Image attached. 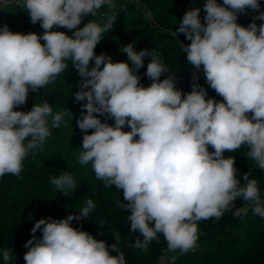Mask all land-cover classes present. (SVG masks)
Instances as JSON below:
<instances>
[{"label": "clouds", "instance_id": "9594fccd", "mask_svg": "<svg viewBox=\"0 0 264 264\" xmlns=\"http://www.w3.org/2000/svg\"><path fill=\"white\" fill-rule=\"evenodd\" d=\"M20 3L30 23L39 22L44 32L40 36L10 31L7 24L0 27V178L19 176L29 153L42 147L70 114L53 112L47 101L27 112L14 109L26 104L30 91L55 81L71 61L80 77L74 100L85 102L77 119L83 133L78 160L91 163L106 186L122 191L130 230L140 234L131 247L147 251L162 234L170 251L185 254L197 247L201 221L218 222L228 212L238 218L249 210L264 218L258 180L247 172L242 182L235 158L224 155L246 147L245 156L264 172V23H256L264 21V11L259 0H206L203 23L199 7L184 13L173 36L182 33L190 41L181 42L195 69L186 94L175 87V73L154 50L125 45L122 51L131 67L113 62L106 53L96 55L116 14L78 26L112 0ZM249 11L259 14L247 26L238 23V15ZM54 26L74 31L69 36L52 31ZM145 57H150L144 73L152 81L148 87L139 75ZM201 72L222 101L206 98V88L195 82ZM166 73L171 74L161 80ZM125 126L130 130L124 131ZM49 182L65 196L76 188L67 172ZM238 200L242 207L236 206ZM94 209L88 199L79 213L37 220L24 244L25 264H127L118 242L109 245L82 226L73 227V221L88 219ZM0 255L5 264L13 258L7 248Z\"/></svg>", "mask_w": 264, "mask_h": 264}, {"label": "trees", "instance_id": "16d2710c", "mask_svg": "<svg viewBox=\"0 0 264 264\" xmlns=\"http://www.w3.org/2000/svg\"><path fill=\"white\" fill-rule=\"evenodd\" d=\"M206 0H135L134 3H122L116 0L111 6H103L98 10L95 17L85 16L82 24L85 25L91 20L102 22L106 15L116 14V23L113 29L105 34L100 43L95 49L96 55L106 53L110 56L113 62H127L131 67V62L128 61L127 54L124 53L123 47L132 43L136 51L141 49L154 50L158 53L163 63H165L172 72L175 73V87L183 93H189L191 84L193 83V75L195 69L187 62L186 54L182 52V43L187 45L190 43L182 33H178L177 37L173 36L179 22L184 13L190 8L199 7L201 9V22L205 15L203 5ZM142 6L150 15V20H146L143 16L137 13L136 6ZM254 12L249 11L247 14L238 15V23L247 26L251 23ZM257 25L264 23V21H256ZM7 24L10 31L30 33L35 32L42 36L44 30L41 28L39 22L35 25L30 23V16L16 5H9L8 8L0 10V27ZM52 31H61L69 35L72 31L54 26ZM41 44L44 41L41 39ZM182 42V43H181ZM150 57H145L144 66L139 69V75L142 76L141 84L145 87L150 86L151 80L144 75L147 69V64ZM92 62H90L91 64ZM68 68L64 73L56 78L55 81L50 83L46 88L40 89L38 92H29L28 99L25 105H22L14 110L30 111L32 107L37 104L40 99L48 102L57 112L69 111V115L64 118L59 128L52 129V135L57 136L64 130L72 133H83L77 126V119L82 112L81 104L85 102H76L74 100V93L78 90V83L80 77L77 74L71 61L68 62ZM171 73H166L161 76V80L165 79ZM196 83L202 85L207 90L206 98H215L218 102L222 101V97L218 96L213 89L205 83V78L201 73L198 75ZM104 121V117H100ZM105 122L114 124V120L108 119ZM126 127L125 131L130 129ZM91 134L92 130H88ZM49 138L46 139L48 141ZM45 141V142H46ZM34 149L29 153V156L24 161V167L19 176L5 175L0 178V199L6 205L5 213L12 211L13 213L20 212L19 202H10V197L14 195L13 189L18 183L26 179H39L47 182V177L43 174L34 162V153L38 150ZM209 151H214L209 146ZM246 147H242L235 152L225 151L224 155L233 156L235 158V167L238 169V178L242 180L243 174L250 172V178H256L260 184L262 198H264V172L257 169L255 162L249 160L245 153ZM51 192L57 194L56 204L61 205L68 215L70 213H79L84 207L88 199H91L95 204V209L89 214L88 219L80 222L73 221L75 227H81L82 230L89 232L97 240H104L107 244L118 242L120 250L124 252L127 264H156L157 260L168 251L167 243L162 234H159V242L153 241L147 251H142L130 245L134 243L139 232H132L130 230V222L127 217L128 212L124 210L123 194L122 191L115 188V186H106L105 182L95 180L88 189L87 195L82 201L80 208L75 207L71 200H66L65 195L58 192L55 188L50 187ZM19 201V200H18ZM237 207H242V201L236 202ZM32 211L29 209V212ZM21 216L12 218L11 225L6 230L7 239L15 244V246L23 252V257L27 249L24 244L32 238L31 229L34 225L28 224L18 225ZM253 222H257L259 226L264 227L261 217L254 214L251 210L247 214H242L238 218H233L232 213H225L220 221L209 219L199 222V240L197 247L193 253L198 257L208 256L207 245L215 247L219 253L229 256L234 249L240 248L245 245V240L248 235V228ZM40 237L41 234L37 231L35 234ZM142 239V237H141ZM229 242L224 246V241ZM235 246L233 249L231 246ZM117 253L112 252V255ZM234 264H260V260L264 259V250L259 253L252 254L245 250L244 254L234 255ZM233 257V255H232ZM190 258L184 260V264H190Z\"/></svg>", "mask_w": 264, "mask_h": 264}, {"label": "rangeland", "instance_id": "374dc122", "mask_svg": "<svg viewBox=\"0 0 264 264\" xmlns=\"http://www.w3.org/2000/svg\"><path fill=\"white\" fill-rule=\"evenodd\" d=\"M9 1V0H7ZM116 1V0H115ZM122 3H134L135 0H120ZM261 8L260 11H264V0H259ZM218 3H222V0H218ZM9 4H0V10L8 8ZM137 13L143 16L146 20H150L149 13L140 5L136 6ZM259 13H255L258 15ZM84 25L81 23L78 27L82 28ZM74 31V30H73ZM72 35V32L69 36ZM94 66V62L90 64V67ZM44 101L38 99L37 104H43ZM53 112H57L52 107ZM126 127L124 128V131ZM82 134L72 133L68 130H64L57 136L50 137V139L44 142L42 147L34 153V162L40 171L46 175L47 182L39 179H26L13 189L14 195L10 197V202H19L20 212L5 213V209L9 210L0 199V250L5 248L9 249L13 253V258L8 264H25L23 259V252L18 249L15 244L10 242L5 233V228L9 227L13 217L21 216V220L18 225L22 223L24 225L32 224L43 217H52L53 219H63L68 216L66 210L59 204H56L57 194L51 192L50 177H58L59 175L67 172L71 175L75 182L76 188L70 190L65 196L66 200H71L72 204L80 208L83 199L87 195L88 189L93 181L98 180L92 169L91 163L81 165L78 157L82 151ZM19 200V201H18ZM29 209L32 211L29 212ZM264 222V218H261ZM73 227L74 222H73ZM41 235L42 233L38 231ZM247 239L245 245L240 248L234 249V253L231 252L229 256L219 253L215 247L210 245L206 246L208 250V256L198 257L192 251L181 254L179 250L172 252L170 250L164 253L166 258V264H184L186 258H190V264H234L235 254H244L245 250L249 251L253 255L264 250V227H260L255 221H252V225L248 228ZM227 240L224 241V246L228 245ZM231 246L230 248H234ZM233 255V257H232ZM260 264H264V259L260 260ZM0 264H5L2 255H0Z\"/></svg>", "mask_w": 264, "mask_h": 264}, {"label": "built area", "instance_id": "2783aa9c", "mask_svg": "<svg viewBox=\"0 0 264 264\" xmlns=\"http://www.w3.org/2000/svg\"><path fill=\"white\" fill-rule=\"evenodd\" d=\"M115 2V0H112V4ZM16 5L19 7H22V4L20 3V0H9L7 1L4 5ZM104 6H108L107 4ZM103 7V6H102ZM156 264H166V258L165 255L163 253V255L157 260Z\"/></svg>", "mask_w": 264, "mask_h": 264}]
</instances>
